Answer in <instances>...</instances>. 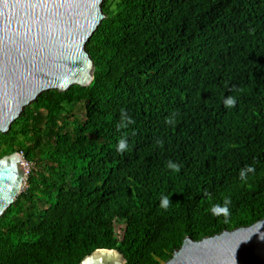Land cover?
Here are the masks:
<instances>
[{"label":"trees","instance_id":"16d2710c","mask_svg":"<svg viewBox=\"0 0 264 264\" xmlns=\"http://www.w3.org/2000/svg\"><path fill=\"white\" fill-rule=\"evenodd\" d=\"M101 8L90 85L41 93L0 133V157L23 151L33 165L0 218V264H80L96 249L162 264L185 237L264 218V0ZM225 199L227 220L211 213Z\"/></svg>","mask_w":264,"mask_h":264},{"label":"water","instance_id":"95a60500","mask_svg":"<svg viewBox=\"0 0 264 264\" xmlns=\"http://www.w3.org/2000/svg\"><path fill=\"white\" fill-rule=\"evenodd\" d=\"M104 0H0V133L49 90L87 87L94 65L86 43L105 18ZM19 152L0 158V218L25 184ZM115 249H96L80 264H125ZM162 264H264V218L181 246Z\"/></svg>","mask_w":264,"mask_h":264},{"label":"clouds","instance_id":"9594fccd","mask_svg":"<svg viewBox=\"0 0 264 264\" xmlns=\"http://www.w3.org/2000/svg\"><path fill=\"white\" fill-rule=\"evenodd\" d=\"M236 103H237V101H236L235 97L229 96V97H227L225 99V106L228 107V108L235 107ZM133 123H134V120L128 114L122 112V114H121V122H120L118 127L126 128V127H128L129 125H131ZM166 123L172 124V123H174V121L170 118V119H168L166 121ZM127 148H128L127 139L122 137L118 141L117 151L120 152V153H123L124 151L127 150ZM20 152L23 153V151H19V153ZM32 167H33V165H32ZM167 167L169 169L175 170L177 172H179V170H180V165L177 164V163H174L171 160L168 161ZM254 172H255V168L254 167H252L250 165L246 166L244 169H241V171L239 173V178H240L241 181H247L248 174L249 173H254ZM24 183L26 184V180L24 181ZM170 204H171V201H170L168 196L162 197L161 202H160V207L163 210L167 211V209H168ZM230 204H231V200L230 199H225L222 204H214L212 206V208H211L212 215L216 216V217L223 216L225 218V220H227V218L231 215Z\"/></svg>","mask_w":264,"mask_h":264},{"label":"built area","instance_id":"2783aa9c","mask_svg":"<svg viewBox=\"0 0 264 264\" xmlns=\"http://www.w3.org/2000/svg\"><path fill=\"white\" fill-rule=\"evenodd\" d=\"M20 154L24 157V155H23V153L22 152H20ZM25 159V158H24ZM29 165H31L28 161H26L25 160V175H26V178H27V176H28V173H29V171H30V169H29ZM31 167H32V165H31Z\"/></svg>","mask_w":264,"mask_h":264},{"label":"rangeland","instance_id":"374dc122","mask_svg":"<svg viewBox=\"0 0 264 264\" xmlns=\"http://www.w3.org/2000/svg\"><path fill=\"white\" fill-rule=\"evenodd\" d=\"M30 168H32V167H31V165H29V169H30ZM25 188H26V184H24V185H23V187H22V190H21V191H23Z\"/></svg>","mask_w":264,"mask_h":264},{"label":"flooded vegetation","instance_id":"af4514ba","mask_svg":"<svg viewBox=\"0 0 264 264\" xmlns=\"http://www.w3.org/2000/svg\"><path fill=\"white\" fill-rule=\"evenodd\" d=\"M8 155V154H7ZM3 156H5V155H3ZM3 156H1L0 158H2Z\"/></svg>","mask_w":264,"mask_h":264}]
</instances>
